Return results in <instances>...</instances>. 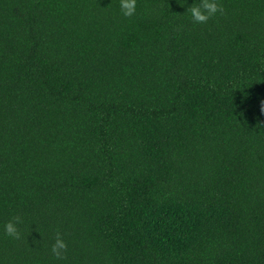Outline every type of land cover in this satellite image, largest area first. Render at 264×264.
Masks as SVG:
<instances>
[{"label": "trees", "instance_id": "trees-1", "mask_svg": "<svg viewBox=\"0 0 264 264\" xmlns=\"http://www.w3.org/2000/svg\"><path fill=\"white\" fill-rule=\"evenodd\" d=\"M192 3L0 0V264H264V0Z\"/></svg>", "mask_w": 264, "mask_h": 264}, {"label": "clouds", "instance_id": "clouds-1", "mask_svg": "<svg viewBox=\"0 0 264 264\" xmlns=\"http://www.w3.org/2000/svg\"><path fill=\"white\" fill-rule=\"evenodd\" d=\"M119 7L122 15L131 16L136 10V0H119ZM220 10V5L218 0H199L197 4L195 0L191 6L186 9L191 15V17L197 22H203L208 19L209 15L216 13ZM4 231L13 236L19 235L16 230V226L11 222H6L4 224ZM66 247L64 241L59 238V234H57V238L52 245V252L55 256L59 257L62 255V250Z\"/></svg>", "mask_w": 264, "mask_h": 264}]
</instances>
